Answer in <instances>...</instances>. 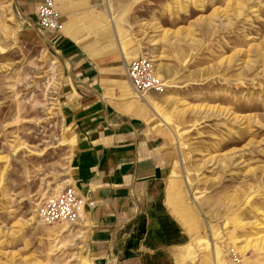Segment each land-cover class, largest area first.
Wrapping results in <instances>:
<instances>
[{
	"label": "rangeland",
	"instance_id": "obj_1",
	"mask_svg": "<svg viewBox=\"0 0 264 264\" xmlns=\"http://www.w3.org/2000/svg\"><path fill=\"white\" fill-rule=\"evenodd\" d=\"M95 4L96 27L154 60L164 82L132 93L173 142L169 185L205 264H264V0ZM25 27L17 0H0V264H93L82 217L40 219L75 186V142L58 99L64 64Z\"/></svg>",
	"mask_w": 264,
	"mask_h": 264
},
{
	"label": "crops",
	"instance_id": "obj_2",
	"mask_svg": "<svg viewBox=\"0 0 264 264\" xmlns=\"http://www.w3.org/2000/svg\"><path fill=\"white\" fill-rule=\"evenodd\" d=\"M44 1L17 0L26 25L21 38L44 40L64 64L58 99L75 142L74 188L93 264H205L192 215L178 210L169 185L173 142L127 79V67L144 56L115 31L96 27L103 19L95 0H53L64 30L40 31Z\"/></svg>",
	"mask_w": 264,
	"mask_h": 264
},
{
	"label": "built area",
	"instance_id": "obj_3",
	"mask_svg": "<svg viewBox=\"0 0 264 264\" xmlns=\"http://www.w3.org/2000/svg\"><path fill=\"white\" fill-rule=\"evenodd\" d=\"M37 27L42 32L60 34L65 24L53 0H45L38 7ZM127 79L137 95L150 91L164 92L165 86L154 60L141 57L127 67ZM83 200L75 188H66L47 200L40 208V219L44 224L76 223L83 213Z\"/></svg>",
	"mask_w": 264,
	"mask_h": 264
},
{
	"label": "trees",
	"instance_id": "obj_4",
	"mask_svg": "<svg viewBox=\"0 0 264 264\" xmlns=\"http://www.w3.org/2000/svg\"><path fill=\"white\" fill-rule=\"evenodd\" d=\"M138 232H140V233H141V236H143V234H144V229H143V230H140V231H138Z\"/></svg>",
	"mask_w": 264,
	"mask_h": 264
}]
</instances>
